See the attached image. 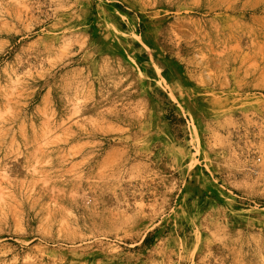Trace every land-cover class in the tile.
Wrapping results in <instances>:
<instances>
[{
	"label": "rangeland",
	"instance_id": "374dc122",
	"mask_svg": "<svg viewBox=\"0 0 264 264\" xmlns=\"http://www.w3.org/2000/svg\"><path fill=\"white\" fill-rule=\"evenodd\" d=\"M0 264H264V0H0Z\"/></svg>",
	"mask_w": 264,
	"mask_h": 264
}]
</instances>
